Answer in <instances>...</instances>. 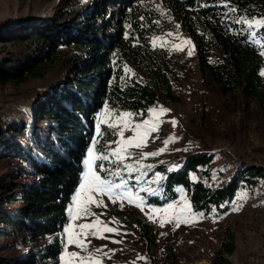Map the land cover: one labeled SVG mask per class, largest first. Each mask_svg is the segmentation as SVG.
<instances>
[{
	"label": "trees",
	"instance_id": "1",
	"mask_svg": "<svg viewBox=\"0 0 264 264\" xmlns=\"http://www.w3.org/2000/svg\"><path fill=\"white\" fill-rule=\"evenodd\" d=\"M225 3L237 10L223 7ZM62 4L49 22L0 29V84L42 80L59 64L66 70L62 80L0 129V161L11 164L13 172L0 186V239L12 244L11 249L19 247L17 253L0 256V264H62L68 208L82 183L84 160L105 105L116 114L144 116L160 103L177 100L172 78L181 65L175 51L155 45L160 32L179 25L177 30L193 44L203 80L247 109L254 105L264 117V56L255 42L264 44V28L251 30L257 32L254 41L246 25L234 23L245 17L264 18V0H102L95 5L65 0ZM160 4L167 14H162ZM8 46L13 51L2 56ZM118 138L112 130L104 137ZM214 157L210 151L192 155L167 174L161 196L149 197L148 202L165 206L181 190L195 212L214 208L220 217L229 212L242 187L264 180V169L241 164L228 182L210 186L204 178L211 176ZM127 218L137 236L156 252L161 244L153 224L136 211ZM162 247L164 264H175L173 244ZM236 249V235L227 229L212 263L231 264L229 257Z\"/></svg>",
	"mask_w": 264,
	"mask_h": 264
},
{
	"label": "rangeland",
	"instance_id": "2",
	"mask_svg": "<svg viewBox=\"0 0 264 264\" xmlns=\"http://www.w3.org/2000/svg\"><path fill=\"white\" fill-rule=\"evenodd\" d=\"M64 1L0 0V29H22L33 24L49 22L55 18V12L59 10L60 6H63ZM101 1L76 0V2L94 5ZM159 9L162 14H167V10L162 4ZM254 29L256 30V28ZM169 32H173L175 35L168 36ZM155 38H163L155 39V45L176 52L181 68L172 78L177 100L152 107H163L169 111L167 114L156 117L163 123L157 132L151 134L148 146L143 151H158L164 147L163 141L170 136L176 137V142L169 144L167 151L163 154L140 161V170L134 171L132 176L125 175V179L129 181V185L134 191L141 187L157 190L155 195L139 192V196L144 197L146 201L144 205L136 206L140 203L139 199H134V203L131 204L127 200H118L113 204L107 196H104L102 199L107 208L92 206L94 212L105 213L100 216L102 221L110 222L115 218V221L119 223L110 222L108 226L118 228L121 233H127V235L117 236L104 233L112 240H122L123 242L119 244L111 243L108 239L89 237L91 240L89 250L94 251L96 247L103 245H107L105 251L115 250L114 254L110 253V259L107 256L101 257L103 264H164L162 245L172 243L177 255L175 264H213L212 260L220 247L222 237L229 229L234 231L237 245L235 253L229 257L231 264H264V255L262 256L264 249V180H259L253 186L242 187L231 204L229 212L224 216H215L214 208H211L207 213L195 212L185 192L181 190L180 196L169 203L173 205L172 209L158 212L151 210L152 208L167 209L169 204L157 206L148 202V198L161 196L167 174L176 172L192 155L199 151H210L215 155L210 164L211 176L204 178V181L213 187L222 186L228 182L236 167L241 164H246L251 168L264 169V117L255 106L247 109L243 102L223 96L216 84L210 85L203 80L193 44L185 43V41H190L185 32L166 29ZM176 45H179L183 50H176ZM8 47L9 50L3 52L2 56L7 57L8 52L13 51V46ZM189 50L193 53L191 56L188 55ZM262 72H264V68ZM65 76L64 65L59 64L54 73L42 80L29 79L22 84L15 82L6 85L0 84V129H5L11 118L20 115L21 111L28 104H32L37 96L44 90L50 89L53 83L62 80ZM149 110L144 116L135 115L132 118L133 123H142L143 120L150 119ZM111 112L113 116L116 115L115 111L111 110ZM172 120L177 122L175 127L171 123ZM131 135L132 132H125V137ZM131 151L138 152L139 150L131 149ZM124 163H136V160H126ZM107 167L114 168L115 166L109 164ZM158 167H162L164 170L158 171ZM11 171V164L0 161V186L7 182L9 176L13 175ZM140 172H143L144 175H140ZM156 173L165 179L161 180L159 184L149 183L155 179ZM138 175L140 182L136 183ZM191 176L193 179L197 177L195 174ZM77 191L82 190L78 188ZM185 204L190 206L191 213L197 215L182 212ZM69 209H73V214H75L73 200L68 208L70 222L65 229L71 226L74 232L79 231L76 227L78 224L95 220V217L73 220ZM132 211H136L137 214L147 218L153 224L158 242L161 244L156 252L150 250L130 226L127 215ZM200 213L203 215H198ZM175 215L181 217L178 225ZM149 216L152 219H149ZM162 220L164 221L163 227L161 226ZM185 220H187L186 223ZM64 238L65 251L62 254V264H67L68 253L80 252V250L74 245L67 244L68 235L65 231ZM11 245L0 239V256L19 252V247L11 249ZM81 255H86V253H81ZM257 257H261L259 263L253 261Z\"/></svg>",
	"mask_w": 264,
	"mask_h": 264
},
{
	"label": "snow or ice",
	"instance_id": "3",
	"mask_svg": "<svg viewBox=\"0 0 264 264\" xmlns=\"http://www.w3.org/2000/svg\"><path fill=\"white\" fill-rule=\"evenodd\" d=\"M204 7L205 5H201ZM225 8H230V5L225 3L223 5ZM231 11L235 12L236 8H230ZM143 20V17L141 18ZM159 23V21H155ZM234 23L246 25L249 30L250 37L255 41L257 32L251 31L253 28L261 29L264 28V18L261 19H249L247 17L238 19ZM179 28V25H176ZM168 36H173L175 33L169 32ZM163 39V38H154ZM264 40V37H261ZM260 44L261 50L260 55L264 56V44L260 41H255ZM185 43H191L190 41H185ZM176 50H183L179 45H176ZM193 53L189 50L188 55L191 56ZM125 71H130L125 68ZM264 75V72L261 73ZM168 109L163 107L152 108L149 110L150 119L143 120L142 123H133L132 118L136 115L131 112H121L113 116L111 110L105 105V112L101 113L97 117L95 126V135L90 141V147L87 150V158L84 160V165L86 171L83 173V182L79 184V189L82 191H77L73 198V204L75 205V214H73V209H69V214L73 220L77 219H87L89 217H95V220L88 223H80L76 227L79 231H73V228L65 229L68 235L67 244L74 245L80 250V252H70L68 253L69 260L67 264H103L102 256H107L111 258V254H114L115 250L105 251L107 245L101 247H96L94 251L89 250V245L91 240L89 237L96 239H108L111 243L119 244L122 240H112L109 236H105L104 233L115 234L117 236L127 235V233H121L118 228L109 227L110 222L119 223L115 221V218L110 222H104L100 219L101 215L105 213H96L92 210L94 205L97 208H107V205L103 201V197L107 196L108 200L115 204L118 200H127L128 203H134V199H139L140 203L136 204L137 207H141L146 203L144 197L139 196V192H147L149 195H155L156 189H149L141 187L139 190L134 191L129 185V181L125 179V175L132 176L134 171L140 170V161L148 157H156L157 155L163 154L167 151L169 144L176 142V137L170 136L163 141L164 147L155 152H144L143 149L148 146V139L151 137L153 132H157L163 123L160 121L158 116L168 113ZM155 114V116H154ZM173 127L176 126V121H171ZM105 124L106 127L102 129L101 125ZM112 130V133L119 137L116 141H106L104 139L106 133ZM130 131L132 135L125 137V132ZM154 142V141H153ZM115 143L116 147H113ZM131 149H137L138 152H133ZM136 160V163H124L126 160ZM114 165V168H109L107 165ZM126 170V172H125ZM140 175H144L140 172ZM165 179L159 173H156L155 179L149 183L159 184L161 180ZM140 182V176H136V183ZM173 205L169 204L167 209H155L152 208L153 212L167 211L172 209ZM143 210V208H142ZM186 214L197 215L196 213H191L190 206L185 204L184 208L181 210ZM215 211V210H213ZM202 216L203 214H198ZM149 219H152L149 216ZM177 220V225L179 224L181 217L175 215ZM185 223L187 220L184 221ZM164 221H161V226L163 227ZM81 253H86V255H81Z\"/></svg>",
	"mask_w": 264,
	"mask_h": 264
},
{
	"label": "bare ground",
	"instance_id": "4",
	"mask_svg": "<svg viewBox=\"0 0 264 264\" xmlns=\"http://www.w3.org/2000/svg\"><path fill=\"white\" fill-rule=\"evenodd\" d=\"M263 253H262V256L264 255V249H263V251H262ZM260 260H261V257H260ZM260 260H259V258L257 257V258H254L253 259V261L255 262V263H259L260 262Z\"/></svg>",
	"mask_w": 264,
	"mask_h": 264
},
{
	"label": "built area",
	"instance_id": "5",
	"mask_svg": "<svg viewBox=\"0 0 264 264\" xmlns=\"http://www.w3.org/2000/svg\"><path fill=\"white\" fill-rule=\"evenodd\" d=\"M259 260H260V258H259Z\"/></svg>",
	"mask_w": 264,
	"mask_h": 264
}]
</instances>
